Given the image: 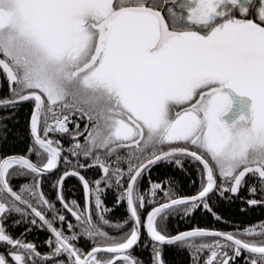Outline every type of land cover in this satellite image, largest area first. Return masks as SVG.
Returning a JSON list of instances; mask_svg holds the SVG:
<instances>
[{"label": "snow or ice", "instance_id": "6c2138e0", "mask_svg": "<svg viewBox=\"0 0 264 264\" xmlns=\"http://www.w3.org/2000/svg\"><path fill=\"white\" fill-rule=\"evenodd\" d=\"M0 75V264H264V0H0Z\"/></svg>", "mask_w": 264, "mask_h": 264}, {"label": "trees", "instance_id": "16d2710c", "mask_svg": "<svg viewBox=\"0 0 264 264\" xmlns=\"http://www.w3.org/2000/svg\"><path fill=\"white\" fill-rule=\"evenodd\" d=\"M8 94V88L6 82L3 80L2 75H0V96H5ZM24 111H27V106H25ZM16 132V136H12L10 134L9 139L7 141L0 140V152H12V151H21L26 146V136L24 131V121L21 119L19 124L11 125ZM166 174L171 175L172 170L165 166H157L154 168L152 172L153 179L163 178ZM66 195L71 198H76L78 200L82 199L83 193L82 188L79 182L75 178H71L67 181ZM181 190L186 194H191L194 191V185L188 183L186 181L181 182ZM46 191H50V189L46 188ZM107 203L109 206L111 205V195H109ZM218 211L220 214L232 222H240V223H251L261 219H264V207L261 206H247L242 210V204L239 200L232 201H224L218 206ZM113 212L119 216L124 212V209L116 210ZM175 230V225H179L181 229L185 227H190L193 224H199L200 226H215L220 228H228L229 225L217 222L211 215L206 213L197 212L192 221L179 220L173 222ZM27 227L26 225H21L13 229L14 233H20ZM48 233L44 229L35 228L34 230L28 234H26V238L28 240L35 241L38 246L41 247V250H46V245L42 242L47 238ZM84 243V241H82ZM139 251V250H138ZM147 256V252L143 253ZM165 255L169 261V264H191L190 256L186 250H180L176 247H165Z\"/></svg>", "mask_w": 264, "mask_h": 264}]
</instances>
